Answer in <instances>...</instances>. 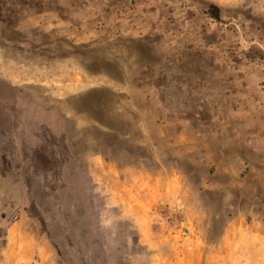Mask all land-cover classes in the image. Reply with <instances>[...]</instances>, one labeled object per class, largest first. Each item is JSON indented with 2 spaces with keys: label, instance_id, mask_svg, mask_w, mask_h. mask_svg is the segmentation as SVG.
<instances>
[{
  "label": "rangeland",
  "instance_id": "obj_1",
  "mask_svg": "<svg viewBox=\"0 0 264 264\" xmlns=\"http://www.w3.org/2000/svg\"><path fill=\"white\" fill-rule=\"evenodd\" d=\"M0 264H264V0H0Z\"/></svg>",
  "mask_w": 264,
  "mask_h": 264
}]
</instances>
